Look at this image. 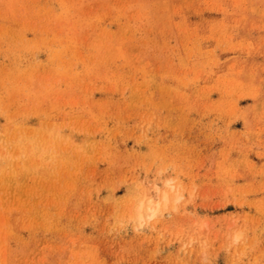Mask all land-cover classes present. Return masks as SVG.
Returning <instances> with one entry per match:
<instances>
[{
	"label": "rangeland",
	"instance_id": "obj_1",
	"mask_svg": "<svg viewBox=\"0 0 264 264\" xmlns=\"http://www.w3.org/2000/svg\"><path fill=\"white\" fill-rule=\"evenodd\" d=\"M0 264H264V0H0Z\"/></svg>",
	"mask_w": 264,
	"mask_h": 264
},
{
	"label": "bare ground",
	"instance_id": "obj_2",
	"mask_svg": "<svg viewBox=\"0 0 264 264\" xmlns=\"http://www.w3.org/2000/svg\"><path fill=\"white\" fill-rule=\"evenodd\" d=\"M164 197H165V201H164V202L167 203L168 200H169V198H168L169 196L165 195ZM179 198H180V197L177 196V197H176V200H179ZM148 202H149L148 205H149L150 207H149V209H147V211L149 210V211H148L149 213H146V214H145V215H146L145 217H146V218L153 219V218L156 216V210H155L154 205H153L154 202H153L152 199H149ZM144 204H146V203H145L144 200H143L141 206L139 207L138 213H137L138 217H139L140 219H142V220L144 219V218H143V211H142V210H143V206H144ZM144 208H145V207H144ZM131 218H132V217H131ZM148 220H149V219H148Z\"/></svg>",
	"mask_w": 264,
	"mask_h": 264
}]
</instances>
